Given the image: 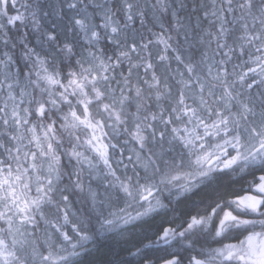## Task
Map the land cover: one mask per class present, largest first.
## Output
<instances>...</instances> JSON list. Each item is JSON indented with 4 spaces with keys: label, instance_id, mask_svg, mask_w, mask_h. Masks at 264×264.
I'll return each instance as SVG.
<instances>
[{
    "label": "snow or ice",
    "instance_id": "1",
    "mask_svg": "<svg viewBox=\"0 0 264 264\" xmlns=\"http://www.w3.org/2000/svg\"><path fill=\"white\" fill-rule=\"evenodd\" d=\"M0 264H264V0H0Z\"/></svg>",
    "mask_w": 264,
    "mask_h": 264
}]
</instances>
